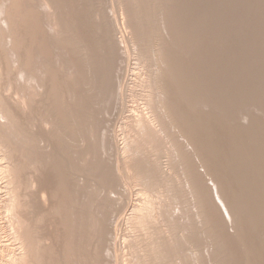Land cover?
Instances as JSON below:
<instances>
[{
    "label": "bare ground",
    "instance_id": "bare-ground-1",
    "mask_svg": "<svg viewBox=\"0 0 264 264\" xmlns=\"http://www.w3.org/2000/svg\"><path fill=\"white\" fill-rule=\"evenodd\" d=\"M179 1L0 0V218L5 219L0 239H9L0 245V264H215L220 257L212 258L214 263L205 255L218 248L222 234L215 240V227L213 236L202 230L210 214L204 177L219 181L215 189L222 194L224 211L218 212L229 216L233 241L242 246L251 240L264 251L263 77L261 95L229 93L222 87L214 101L201 100L204 112L192 116L193 100L202 89H193L190 80L189 25L179 30V37L176 32L178 14L190 2ZM79 22L84 25L77 26ZM238 44L243 54V42ZM257 46L252 47L259 50ZM217 55L213 61H222ZM235 70L246 82L249 77ZM258 70L264 74V68ZM236 82L241 83L239 78ZM34 112L39 114L33 117ZM240 117L250 123L239 122ZM212 121L221 142L229 139L224 141L227 156L224 150L216 152L219 139L204 140ZM213 129L214 137L207 136L216 138ZM211 162L214 167L208 169ZM50 224L57 234L46 232ZM54 242L60 246L57 257ZM250 245V251L243 245L248 257L247 262L239 258L243 264H251L256 255L250 257Z\"/></svg>",
    "mask_w": 264,
    "mask_h": 264
},
{
    "label": "rangeland",
    "instance_id": "rangeland-1",
    "mask_svg": "<svg viewBox=\"0 0 264 264\" xmlns=\"http://www.w3.org/2000/svg\"><path fill=\"white\" fill-rule=\"evenodd\" d=\"M190 1V2H189ZM193 1V2H192ZM197 1V2H196ZM196 1H194V0H188V4H190V3H192L193 5H191L190 4V6L188 5V4H186V10L183 8V9H181L180 10V12H179V14L178 15H180V16H178V18L176 19L177 20V25H178V28L176 29V32H178L177 34H178V37H179V34H180V31L179 30H181L182 31V29H183V26H185V24H186V26L188 27V25H189V27H188V29L190 28V31H191V28L193 29V31L192 32H188V29L186 30V33L188 32L189 34V40L188 41H191V42H188L189 43V47L187 46V48H190L189 49V51H188V49H187V51H188V54L190 53L191 55H192V57H191V59L192 60H194V61H192V70H194L193 71V74H192V77H191V84H192V86H193V89H195V88H201L202 90L201 91H198V94L200 93V97L202 96V98L200 99V97L198 96V94H197V96L196 97H199V99L198 98H195L194 100H198V101H200V102H196V103H194L195 101L193 100V106L195 105L196 106V108H195V106L194 107H192V109L194 108L195 109V111L194 112H192L193 113V115L192 116H195L196 117V115L198 114V112H204L203 110H202V106H200V105H202L203 103H201V100H202V102H204V97L205 98H209V97H212L213 98V101H214V99L217 97V95L219 94L217 91H221L219 88H221V89H223V88H225V90L227 91V92H229L230 93V91H232L233 93H239V94H251V93H256L257 92V94H260V92L262 91V89L261 88H263L262 86H260L261 85V83H262V85L264 84L263 82H264V74L262 75V74H260V71L258 70V68L260 69V70H262V68H264L263 66V64H264V61L263 62H261L262 60H264V57L263 58H260V53H261V51H262V53H263V51H264V49L263 50H261V48H263L264 46V44L263 45H261V44H259L260 43V41H261V39H263V41H264V0H260V1H258V0H239V1H237V0H234V2H233V0H219V1H217V0H210V1H207V0H202V2L200 1V0H196ZM221 1V2H220ZM228 1V2H227ZM232 1V2H231ZM242 1H244V2H242ZM251 1H254V2H251ZM180 2V1H179ZM183 2V0L180 2V3H182ZM210 2V3H209ZM219 2H220V5H218L219 4ZM228 4H227V3ZM174 3H176V1L174 2ZM185 3H187V0L185 1ZM196 3V4H195ZM215 3L217 4L216 6H215ZM169 4V3H168ZM177 4V3H176ZM175 4V5H176ZM212 4V5H211ZM214 4V5H213ZM224 4V5H223ZM227 4V5H226ZM240 4V5H239ZM259 4V5H258ZM172 5V3H170V6ZM223 5V6H222ZM231 5V6H230ZM235 5H236V7H235ZM243 5V6H242ZM250 5H251V7H250ZM174 6V5H173ZM201 6V7H200ZM215 6V7H214ZM218 6H219V8H218ZM224 6H225V8H224ZM242 6V7H241ZM191 7V8H190ZM194 7V8H193ZM214 7V8H213ZM228 7H230V8H228ZM247 7V8H246ZM255 7V8H254ZM196 8V10H194ZM202 8V10H198V9H201ZM209 10H208V9ZM215 8H216V10H215ZM223 10H222V9ZM233 8V9H232ZM240 8H241V10H240ZM258 8V9H257ZM190 9V10H189ZM192 9V10H191ZM213 9V10H212ZM225 9V10H224ZM227 9V10H226ZM183 10H185V11H183ZM229 10H231V11H229ZM232 10H234V11H232ZM239 10V11H238ZM196 11H197V13H196ZM206 12V13H204V12ZM215 11V12H214ZM218 11H219V13H218ZM236 11V12H235ZM238 11V12H237ZM245 11V12H244ZM255 11V12H254ZM183 12V13H182ZM201 12V13H200ZM215 14H214V13ZM228 12V13H227ZM233 12V15L231 14ZM234 12H235V14L237 15V13H239L240 12V14H238V16H241V17H238V16H235L234 15ZM253 14H252V13ZM186 13H188V15L186 14ZM208 13V14H207ZM213 13V14H212ZM220 13H222V15L220 14ZM244 13V14H243ZM259 13V14H258ZM197 14V15H196ZM201 14H203L202 16H200ZM204 14H206V15H204ZM211 14V15H210ZM223 14H224V16H223ZM229 14H231V16L229 15ZM246 14V15H245ZM256 14V15H255ZM257 14H258V16H257ZM260 14H261V16H260ZM190 15V16H189ZM209 15V16H208ZM244 15V16H243ZM248 15V16H247ZM255 15V16H254ZM208 16V17H207ZM217 16V18H215ZM220 18H219V17ZM235 16V17H234ZM252 16V17H251ZM182 17V18H181ZM190 17V18H189ZM202 17V18H201ZM203 17H205V18H203ZM214 17V18H213ZM236 17H238L237 19H236ZM257 19H256V18ZM180 18V19H179ZM183 18H187V19H183ZM195 19V20H193V19ZM210 18V19H209ZM212 18V19H211ZM229 18V19H228ZM241 20H240V19ZM246 18V19H245ZM252 18V19H251ZM259 18V19H258ZM203 19V20H202ZM220 19V20H219ZM222 19H223V21H222ZM224 19H226V20H224ZM182 20H183V23H182ZM186 20H189V22L192 20V22H190V24L189 23H185V21ZM205 20H208V22L207 21H205ZM216 20H218L217 22H216ZM229 20V21H228ZM236 20V21H235ZM244 20H245V22H244ZM254 20V21H253ZM258 20V21H257ZM260 20H261V22H260ZM210 21V22H209ZM211 21H213V23L211 22ZM225 21V22H224ZM186 22H188V21H186ZM200 22V23H199ZM203 24H202V23ZM214 22L216 23V24H219V25H216V24H214ZM226 23V24H224V23ZM254 22H255V24H254ZM257 22V23H256ZM80 23V22H79ZM77 24V26H79V27H82L83 25H84V23L82 24V23H80V24ZM206 23V24H205ZM208 23V24H207ZM263 23V24H262ZM188 24V25H187ZM195 24H197V25H195ZM200 24V25H199ZM213 24V25H212ZM234 26H233V25ZM236 24V25H235ZM193 26V27H191V26ZM221 25H222V27H221ZM256 25V26H255ZM217 26H218V28H217ZM220 26V27H219ZM232 28H231V27ZM236 26V27H235ZM242 26V27H241ZM202 27V28H201ZM205 28H206V30H205ZM207 28H209V29H207ZM211 28V29H210ZM230 28V29H229ZM263 28V29H262ZM224 29H226V30H224ZM228 29V30H227ZM238 29V30H237ZM195 30V31H194ZM197 30V31H196ZM211 31V32H210ZM227 31H228V33H227ZM247 31H249V33H247ZM257 32L256 34H254L253 32ZM261 31H263L262 32V34L260 33ZM240 32H242V33H240ZM244 32V33H243ZM191 33V34H190ZM204 33V34H203ZM220 33V34H219ZM230 33H232V34H230ZM235 33H237V35L235 34ZM246 33V34H245ZM251 33V34H250ZM253 33V34H252ZM192 34L194 35V37L196 38V37H198V38H194V37H191V40H190V35L192 36ZM197 34V35H196ZM244 34V35H243ZM260 35V36H258V35ZM257 35V36H256ZM215 36V37H214ZM219 38H218V37ZM233 36V37H232ZM252 36V37H251ZM256 36V37H255ZM238 37V38H237ZM244 37V38H243ZM208 40H207V39ZM218 38V39H217ZM221 38V39H220ZM226 38V39H225ZM232 38V39H231ZM258 38V39H257ZM259 38H261V39H259ZM224 39V40H223ZM228 39H230V40H228ZM237 39H239V40H237ZM254 39V40H253ZM194 40V41H193ZM199 40V41H198ZM204 40V41H203ZM227 40V41H226ZM246 40V41H245ZM256 40V41H255ZM257 40H260V41H257ZM196 41V42H195ZM202 41V42H201ZM215 43H214V42ZM217 41V42H216ZM221 41H223V43L221 42V44H220V42ZM236 41V42H235ZM255 41V43H251V42H254ZM263 41H261V43H263ZM169 42V41H168ZM208 42H210V43H208ZM213 42V43H212ZM224 42H225V45H224ZM243 42V48H244V46H245V49L243 50V48H242V46H241V51H243V54H242V52L240 53L239 52V50H240V45L238 44V43H242ZM247 42V43H246ZM190 43H192V44H190ZM206 43V44H205ZM230 43L232 44V45H230ZM246 43V45H244ZM258 44V46L260 47H258L257 46V44ZM222 44H223V46H222ZM212 45H214V46H212ZM237 45H239V46H237ZM242 45V44H241ZM202 46V47H201ZM225 46V47H224ZM236 46V47H235ZM251 46V47H250ZM252 46H257L258 47V49L259 50H257V48L255 49V47L253 48ZM261 46H263V47H261ZM197 47V48H196ZM207 48V49H204V48ZM210 47V48H209ZM211 47H212V49H211ZM228 47V48H227ZM237 47H238V49H237ZM178 48L179 47H177V50H178ZM217 48V49H216ZM223 48H224V50H223ZM234 48V49H233ZM52 49V48H51ZM222 49V50H221ZM232 49V50H231ZM236 49H237V51L240 53H238L237 51H236ZM196 50V51H195ZM201 50V51H200ZM210 50V51H209ZM212 50H219L220 52H218V53H222V55H220V54H216L217 52H215V51H213L212 52ZM255 50V52L257 53V55L253 52ZM192 51H194V53L192 52ZM198 51V52H197ZM222 51V52H221ZM232 51H236L237 52V55L233 52L232 53ZM244 51H245V53H244ZM247 51V52H246ZM259 51V52H258ZM192 52V53H191ZM226 52V53H225ZM228 52H229V55L231 54V56H229L228 55ZM197 53V54H196ZM207 53L210 55H207ZM227 55V56H229V58H236V61L235 60H233V59H230V61H228L229 60V58H226L227 56H225V58L227 59V60H225V59H223L224 57V55L225 54ZM253 55V53L255 54L254 56H251V54ZM259 53V54H258ZM244 54H246V55H244ZM212 55V56H211ZM217 55V57H218V59L220 58L219 56H221V59L220 60H222L223 61V63L225 62V64H223V63H221L222 61H218L217 62V60L216 61H213V59H214V56H216ZM235 55V56H234ZM241 55V57H239ZM247 55H248V57H249V59H248V57H247ZM264 55V53L262 54V56ZM190 56V55H189ZM212 57L211 58V60L213 61H211V62H209V60H207V58L208 57ZM236 56H238V57H236ZM244 56V57H243ZM258 56H259V59H257L258 58ZM216 57V58H217ZM223 57V58H222ZM246 57V58H245ZM255 57H257V58H255ZM215 58V59H216ZM242 58H244L246 61H249L251 64H253L254 66L251 68V66L252 65H250L249 63V65L250 66H247V67H244V65L243 64H245V66L246 65H248L247 64V62L246 61H244V59L242 60ZM250 58H252V59H256L257 61H260V63H258L259 65L257 66V61H255L254 63L253 62H251V60H250ZM262 59V60H261ZM196 60V61H195ZM201 62H200V61ZM231 60H233V61H235L236 63H238L237 65H235L234 63H233V61H232V67L230 68L229 67V65H231ZM241 60V61H240ZM254 60H252V61H254ZM243 61V62H242ZM229 62L230 64H227V63ZM240 62H242V63H240ZM245 62V63H244ZM199 64H200V66H199ZM209 64H211V66L209 67V69H208V66H209ZM222 64V65H221ZM227 64V65H226ZM233 64L235 65V66H233ZM239 64H242V67H243V69H242V67H241V65H239ZM226 65V66H225ZM263 65V66H262ZM129 66H131L132 67V63L131 64H129ZM199 68H198V67ZM202 66H204V67H202ZM241 68H240V67ZM257 66V67H256ZM260 66H261V68H260ZM131 67H129V69L131 68ZM197 67V68H196ZM200 67H201V69H202V71L201 70H199L200 69ZM226 67H229V69L228 68H226ZM249 67V68H248ZM256 68V70H258V71H256L255 69L253 70V68ZM203 68H205V69H203ZM221 70H220V69ZM226 68V69H225ZM237 69V71H239L240 73H244L245 75H247V77H249V78H251V79H245L246 80V82L243 80V81H241V79H243V78H241V77H239V76H241V75H238L239 73H237L236 72V70L235 69ZM247 68V69H246ZM220 71H219V70ZM233 71H232V70ZM239 69V70H238ZM241 69V70H240ZM244 69H246L245 71H242V70H244ZM197 70V71H196ZM219 71V74H221L220 75V77H222V78H220L219 76H217V75H219L218 74V71ZM222 70H223V72H222ZM229 70H231L230 72H233L232 74H230L231 76H229L228 75V72H229ZM247 70H249L248 72H250L251 73V75H249L248 73L246 74L245 72L247 71ZM217 71V72H216ZM256 71V73L258 74L259 73V76L256 74V73H253V72H255ZM229 72V73H230ZM261 72H264V70H262ZM197 73H199L198 75H197ZM226 73V74H225ZM202 74V75H201ZM233 74H235V75H233ZM227 75V76H226ZM244 75V76H245ZM253 75H255V77L253 76ZM262 75V76H261ZM194 76H196V77H194ZM220 79H218L217 77ZM224 76V77H223ZM235 76H238V77H235ZM253 78H252V77ZM256 76H258V82L259 81H261L262 79H261V77H263V82H259L260 84H258V85H255L254 84V82L256 81V79H257V77ZM204 77H205V79H204ZM231 77H235V78H232V80H230L231 79ZM246 77V76H245ZM196 78V79H195ZM198 78V79H197ZM208 78V79H207ZM217 78V79H216ZM229 78V79H228ZM238 78H239V80H240V82L241 83H238V85H237V82H236V80L238 81ZM241 78V79H240ZM256 78V79H255ZM193 79V80H192ZM202 79V80H201ZM211 79V80H210ZM235 81H234V80ZM259 79H261V80H259ZM199 80V81H198ZM206 80H207V82H206ZM209 80H210V82H209ZM230 80V81H229ZM252 80V81H251ZM255 80V81H254ZM197 81V82H196ZM225 81V82H224ZM233 81V82H232ZM204 82H205V84H204ZM258 82H256V84L258 83ZM206 83H210V84H206ZM228 83V84H227ZM236 83V85L234 86V84ZM245 83V84H244ZM250 85H249V84ZM220 84V85H219ZM221 84H223V86L221 85ZM241 84H243V87H242V85ZM199 85V86H198ZM200 85H202V87L200 86ZM208 85V86H207ZM209 85H211V87L209 86ZM219 87H218V86ZM246 85V86H245ZM251 85H254L252 88H250L251 87ZM221 86V87H220ZM225 86V87H224ZM227 86V87H226ZM239 86V87H238ZM248 86V87H247ZM256 86L257 87H259V88H256ZM207 87V88H206ZM223 87V88H222ZM241 87V88H240ZM246 88V89H245ZM256 89V90H254V89ZM204 89V90H203ZM248 89V90H247ZM264 89V88H263ZM240 92H239V91ZM254 92H253V91ZM259 90H260V92H259ZM243 91V92H242ZM250 91V92H249ZM204 92V93H203ZM264 92V90L261 92V93H263ZM215 93H217V94H215ZM202 94V95H201ZM261 95V94H260ZM197 104V105H196ZM261 104H263L264 105V103L262 102ZM217 105V104H216ZM262 105V106H263ZM200 106V107H199ZM263 109L261 110L262 111V113L264 112V107H262ZM193 109V110H194ZM192 110V111H193ZM232 111V110H231ZM259 111L260 110H258V113H259ZM261 111H260V113H261ZM196 115H195V114ZM259 113V114H260ZM39 113L37 112H34L33 113V117L34 116H36V115H38ZM199 115V114H198ZM197 115V116H198ZM201 115V114H200ZM194 118V117H193ZM240 120H238L239 122L241 121L243 124H249L250 123V120L248 119H242L241 117L239 118ZM249 121V122H248ZM112 122V121H111ZM213 121L212 122H210V124H211V126H212V128H214L213 129V131H217V127H218V125L216 124V123H214V126H213ZM217 126H216V125ZM212 128L210 129V131L209 130H206V132L205 131H203L204 132V134L202 133V135H204V140H210L211 138H212V141H214L215 140V142H216V140H220V141H217V143L219 142V147H217L218 145H217V143H216V148H218V149H216V152L218 151H221L222 152V150H224L226 153V156H227V150H225V148L227 147V143H225L226 141H228L229 139H226L224 136H223V138L224 139H226V140H224V141H222L221 142V140L222 139H220L221 138V136H220V134L218 133V131H217V133L219 134V136L217 135V136H215L216 138H213L214 137V132L213 133H211L212 132ZM205 130V129H204ZM208 131V132H207ZM208 134H212V136H207ZM205 136H206V138H205ZM209 137H210V139H209ZM225 145V146H224ZM220 146H222V147H220ZM221 148H223V149H221ZM221 149V150H220ZM227 149V148H226ZM217 152V153H218ZM220 154V159L222 158V155L221 154H224V152L223 153H219ZM218 156V155H217ZM225 156V155H224ZM223 156V157H224ZM219 158V157H218ZM220 159H218V160H220ZM209 164H212V162L211 163H209ZM38 165H40V163L38 162ZM46 167H47V165H45ZM209 166H210V168H209ZM44 167V166H43ZM45 167V168H46ZM49 167V166H48ZM207 167H208V169H213V167H214V164H212V166L211 165H207ZM44 169V168H43ZM45 171H47V168L46 169H44L43 171H41V172H45ZM200 172L202 171V169L201 170H199ZM199 172V173H200ZM204 172H201V174H203ZM42 174V173H41ZM204 175L206 176V174L204 173ZM204 177V176H203ZM204 180H205V186H204V191L206 192V194L207 195H209L208 196V199L209 198H211V199H207V201H206V208H207V206H208V208L209 209H211V211L209 210V209H207V213H208V211L210 212V214H212L211 216L212 217H210V214L209 215H207L208 217H206L207 219H205L204 218V221L205 220H208V221H206V222H204V223H206V225L204 226V223H203V221H202V223H201V226H202V230H203V232L205 231L204 229H206V232H210L211 231V229L212 228H214L215 227V229L217 230V232H218V234L216 233V230L214 229L213 230V234H215L214 235V238H216L215 240H217V239H219V237H220V240H217V244H218V248H219V250L217 251V246L215 247V249L216 250H214V252H213V249L211 248L210 250L212 251H210L209 253L207 252V255H205L206 257H208V259L207 258H205V259H207L208 261H213L214 262V260L216 261V260H219L220 258H221V260H219V261H217L216 263L217 264H219V262L220 261H222V257H224V254H225V256H227L226 255V252H227V254L230 252V253H232V254H229L230 256H227V257H232V259L231 258H229V261H228V259H226L227 257H224V261H225V263L222 261V263L220 262V264H226V263H228V264H231L230 262H232L233 264H243L242 263V261H244V262H247V258L248 257H246V254H245V252H244V249L245 250H247L246 248H248L249 247V245H250V248L252 249L251 251H253L252 253V255L250 254V257H253V255H254V251L256 252L255 254V256L251 259V258H249V259H251L253 262H255V263H253L252 261H250V262H252L251 264H257V261L260 259H262L261 257H263L264 258V251L261 249H258L257 250V248H256V246L255 245H253L252 243H251V240L248 242V241H246L248 244H246V242H243L242 244L244 245V246H246V248L242 245L241 246V243L239 244V242H237L236 240H234L233 241V239H235L234 238V236H233V234H232V236H231V230H229V226H228V219L226 220V218H229V216L228 217H226L227 216V214H226V212H225V214L223 213V215H222V212L224 211L222 208H223V206H222V203H221V201H220V197H222V194L218 191H216V189H215V187H217V183L219 182V181H216V179H214L215 180V182H214V180H211V179H209V178H207V177H204ZM215 185V186H214ZM1 188H2V190H1ZM0 192H3V187H2V182H1V180H0ZM218 190V189H217ZM207 202H208V205H207ZM215 202V203H214ZM214 203V204H213ZM211 204H212V206H211ZM219 204V205H218ZM210 205V206H209ZM213 205H216V206H213ZM221 205V206H220ZM219 206V207H218ZM211 207V208H210ZM213 207H215V208H213ZM218 207V208H217ZM212 208H213V211L215 210L216 211V209H217V212L218 211H222L221 213H219L218 212V214H216L215 212H213L212 211ZM221 208V209H220ZM220 209V210H219ZM215 213V215L213 214V213ZM214 215V216H213ZM216 215H217V217H216ZM220 215H222L221 217H222V221L224 222V220H226V224H225V222H224V224L226 225V228H224V224H223V222L222 221H217L219 218V216ZM225 215V216H224ZM224 216V217H223ZM215 217H216V220H215ZM226 217V218H225ZM218 218V219H217ZM223 218H224V220H223ZM3 221H2V220ZM203 220V219H202ZM220 220V219H219ZM0 221L2 222V223H5V219H4V217L3 218H0ZM220 222H222V224L220 225V224H218V223H220ZM230 222V221H229ZM209 223V224H208ZM212 223V224H211ZM219 226H218V225ZM52 225V226H51ZM208 225V226H207ZM212 225V226H211ZM215 225H217L218 227H216ZM49 225H47V227L45 228V229H47L46 230V232L48 231V232H50V233H54L55 232V234H57V230L58 229H56V225L55 224H50V226L48 227ZM206 226H207V228H206ZM220 226H222V229H221V227ZM208 228H210V229H208ZM228 228V230L230 231H225L226 229ZM55 229H56V231H55ZM221 229V231H218V230H220ZM88 230V229H87ZM207 230H209V231H207ZM215 232V233H214ZM219 233H221L222 235H220ZM55 234L54 235H52L51 234V236H55ZM230 234V235H229ZM209 235H211V232L209 233ZM220 235V236H219ZM226 235V236H225ZM3 236V235H2ZM1 236V237H2ZM199 236V235H198ZM211 236H213V235H211ZM219 236V237H218ZM224 236V237H223ZM8 236H5L4 235V237H2L1 239H0V245L2 244V241L3 240H5V241H3V243L4 242H6L7 240L9 241V239L7 238ZM195 236H193V238H194ZM230 237V238H229ZM192 238V239H193ZM223 238V239H222ZM226 238V239H225ZM197 239H200V237L199 238H197V234H196V237L193 239V240H197ZM226 241H225V240ZM231 239V240H230ZM48 240V241H47ZM52 239H46L45 241H47L48 243H49V241H51ZM45 241H43L44 243H45ZM54 241V240H53ZM200 242V240H197V243H196V241H193L194 243H196V244H198L199 242ZM223 241H225V242H223ZM46 242V243H47ZM223 242V243H222ZM235 242H236V244H235ZM47 243V244H48ZM51 243H52V241H51ZM55 243V242H54ZM57 243L58 242H56L55 244H54V249L53 250H55V255H56V257H57V255H59V254H56V249H58V250H60V246L58 245L57 247H55L56 245H57ZM229 243V244H228ZM237 243H238V245H237ZM222 244L224 245V247L222 246ZM255 247V250H254V247ZM221 246V247H220ZM83 247H86V246H83ZM83 247H82V249H83ZM231 247V248H230ZM87 248V247H86ZM86 248H85V250L84 251H86L87 252V250H86ZM226 248V249H225ZM259 248V247H258ZM42 249V248H41ZM229 249L231 250V251H229ZM39 251H40V249H39ZM216 251V252H215ZM223 251V252H222ZM239 251V252H238ZM241 251H243L244 253H242V255L240 254V252ZM248 251H250V249L248 248ZM258 251H260V253H262L261 251H263V253L261 254V257H260V255H257V253L258 254H260ZM41 253H42V250L40 251ZM40 252L37 254L38 255V257L42 260V258H44V260H42L43 262H45L46 260H45V258L46 257H44L45 255L44 254H40ZM54 252V251H53ZM58 253L60 252V251H57ZM82 253H83V251H81ZM219 252V253H218ZM223 254H222V253ZM233 252H234V255H233ZM81 253V254H82ZM223 255L222 257L220 256L221 254ZM54 254V253H53ZM209 254V255H208ZM215 255V256H213V255ZM217 254V255H216ZM236 254V255H235ZM240 254V255H239ZM244 254V255H243ZM41 257H40V256ZM54 255V256H55ZM231 255H233V256H231ZM43 256V257H42ZM82 256V255H81ZM80 256V257H81ZM210 256H211V260L209 259L210 258ZM258 258H257V257ZM55 257V258H56ZM80 257H78L79 259H80ZM214 257H216V259L214 258ZM220 257V258H219ZM237 257V258H236ZM54 258V257H53ZM83 258V256L81 257V259ZM212 258H214V260L212 259ZM218 258V259H217ZM234 258V259H233ZM239 258H241V260H242V258H243V260L241 261ZM84 259H86V258H84ZM237 259V260H236ZM253 259H257V260H253ZM40 260V261H41ZM83 260V259H82ZM87 260V259H86ZM86 260H84V262L86 261ZM260 260H259V262H258V264H262V263H264V261H262L261 263H260ZM264 260V259H263ZM206 261V260H205ZM51 262V261H50ZM53 262H54V259H53ZM87 262V261H86ZM238 262V263H237ZM239 262H241V263H239ZM249 262V263H250ZM215 263V262H214ZM215 263V264H216ZM52 264V263H51ZM54 264V263H53ZM205 264H208V263H205Z\"/></svg>",
    "mask_w": 264,
    "mask_h": 264
}]
</instances>
